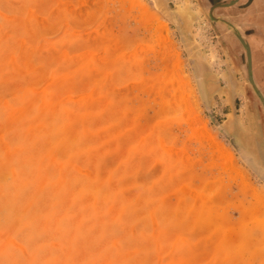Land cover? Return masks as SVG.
I'll return each instance as SVG.
<instances>
[{
    "label": "rangeland",
    "instance_id": "rangeland-1",
    "mask_svg": "<svg viewBox=\"0 0 264 264\" xmlns=\"http://www.w3.org/2000/svg\"><path fill=\"white\" fill-rule=\"evenodd\" d=\"M248 1L0 0V264H264Z\"/></svg>",
    "mask_w": 264,
    "mask_h": 264
},
{
    "label": "crops",
    "instance_id": "crops-1",
    "mask_svg": "<svg viewBox=\"0 0 264 264\" xmlns=\"http://www.w3.org/2000/svg\"><path fill=\"white\" fill-rule=\"evenodd\" d=\"M239 13L246 17L245 27L250 29L254 54L262 57L260 66L264 68V0H249L241 6Z\"/></svg>",
    "mask_w": 264,
    "mask_h": 264
},
{
    "label": "flooded vegetation",
    "instance_id": "flooded-vegetation-1",
    "mask_svg": "<svg viewBox=\"0 0 264 264\" xmlns=\"http://www.w3.org/2000/svg\"><path fill=\"white\" fill-rule=\"evenodd\" d=\"M211 1L214 2V3L218 2V0H211ZM218 5H224V4L221 3V4H218ZM235 54L241 59V61L243 60L241 58L242 55H240L239 51L236 52ZM245 55H246V53H245ZM250 57H251V59H250L251 61H249L250 64H248L246 62L247 61V58H246L245 61L240 62V66H241L242 70L244 71V74L249 79L250 85L252 84L251 85L252 89L249 88V92H250V95H251L250 97H252V99L254 100L255 104L258 105L261 108L262 111H264V107H262V106H264V104H262V106H260L261 104L259 105V103H258V99L259 98L256 97V92L254 90V89H256L258 91L260 90L259 92L261 93V97H262L261 101H262V103H264V68H262L260 66V65H262V62L260 61V59L262 57L260 55L257 56V54H254L252 46L250 47Z\"/></svg>",
    "mask_w": 264,
    "mask_h": 264
},
{
    "label": "water",
    "instance_id": "water-1",
    "mask_svg": "<svg viewBox=\"0 0 264 264\" xmlns=\"http://www.w3.org/2000/svg\"><path fill=\"white\" fill-rule=\"evenodd\" d=\"M235 1H238V0H235ZM233 4V2H231L229 5H232ZM213 9V8H212ZM220 21V20H219ZM218 20L216 21V22H219ZM227 22L228 21H226V20H223L222 19V21H220V24L221 25H228L227 24ZM228 27H229V25H228ZM238 39H239V41L241 42V44L245 47V51H246V56H247V63L248 64H250V62L249 61H251L250 59H251V57H250V47H249V45H248V43L244 40V38L242 37V36H238ZM258 96L259 97H261V93L258 91ZM261 99H262V97H261ZM211 118H212V120L214 121V123H215V119H214V117L211 115ZM232 141V140H231ZM232 143H233V141H232Z\"/></svg>",
    "mask_w": 264,
    "mask_h": 264
}]
</instances>
